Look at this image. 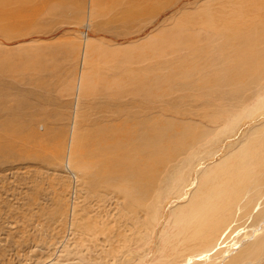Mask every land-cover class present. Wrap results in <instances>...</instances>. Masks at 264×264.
I'll use <instances>...</instances> for the list:
<instances>
[{
    "label": "rangeland",
    "instance_id": "rangeland-1",
    "mask_svg": "<svg viewBox=\"0 0 264 264\" xmlns=\"http://www.w3.org/2000/svg\"><path fill=\"white\" fill-rule=\"evenodd\" d=\"M131 3L137 15L123 18ZM22 9L0 21V120L15 117L0 130V264H264V0H31ZM199 30L202 40L234 37V48L223 38L208 56L218 66L185 44ZM249 55L239 74L219 58L233 66ZM171 108L193 112L194 136L205 134L201 117L223 118L222 128L193 153L152 160V192L146 178L134 187L130 172L116 179L104 150L118 152L117 129L139 112L180 120ZM246 145L262 183L228 225H187L203 178L239 175L231 165ZM240 242L256 251L227 262Z\"/></svg>",
    "mask_w": 264,
    "mask_h": 264
},
{
    "label": "bare ground",
    "instance_id": "bare-ground-1",
    "mask_svg": "<svg viewBox=\"0 0 264 264\" xmlns=\"http://www.w3.org/2000/svg\"><path fill=\"white\" fill-rule=\"evenodd\" d=\"M29 1L31 0H0V21L4 20L5 17L7 18L10 17L11 15H16V16L21 15L23 12V9H22L23 5H25V3H28ZM105 1L106 0H96L97 7L99 8L100 6H102V4ZM13 3H20V6L18 8H11ZM64 3H62L61 6L66 5ZM133 5L134 4L131 3L124 10L123 18H126V17L132 18L137 15L139 10L138 11L131 10L134 7ZM187 36H188V40H187V43L185 44L191 46V51L195 54L196 57H200V62L204 61V64L208 63L212 66H218L220 64L219 59L215 60V58L208 57V56L211 55L212 50L214 48H218L222 45L223 38L225 39V42L227 43V45H229V47L234 48V37L233 36L231 37L232 39H230V36H225L224 34L222 36L217 35L218 36L217 40H214V39L212 40V37H215L212 34V35H205L204 36L205 39L202 40L201 30H199V32L195 33L194 35L189 34ZM180 40L181 42H183L182 38H180ZM84 48H85V52H87L88 51L87 47L84 46ZM251 55H249L246 58L236 61V63L233 66H231L230 62H226L228 61V59L232 58V55L227 56L228 59H222L224 58L222 56L219 58L223 62L221 63L223 64L222 66L223 67L226 66L224 68L225 70H227V67L228 68L233 67V69H236L239 74L241 71H243L246 68L247 64L250 61ZM189 56L191 55L189 54L188 58H190ZM225 62L227 65L225 64ZM223 77H224L223 83L229 84L228 74L223 73ZM81 81H80V84H81ZM170 110L175 115V117L172 116V118H179V117H182V118H179L180 120L164 119L163 118L164 114L163 116L162 114L159 116L158 115L154 116L153 111L152 112L150 111L139 112V114L136 113L134 115L135 118H137V116L139 115L140 119L138 121H133L131 125L129 126H125V127L123 126L117 129L118 135H121L123 138L114 136V140H111L110 143L115 144V148L117 149L118 152L114 153L113 150H109V149L104 150L105 153H113L109 162L113 163V165H116L118 167V174L116 176V179H118V176H120V172L123 171L124 173L123 175L125 176V178L129 176V172H130L132 175L131 182L134 187L136 185H139L142 178H146L151 184V192H152V186L156 180L155 170H159L160 168V166L151 168V166L149 165L151 164L152 160H159L156 162H161V161L172 162V161H175L177 158H179L182 154H185V153L190 154V153L195 152L196 146L206 143L205 142L206 139L208 140L211 133L213 131L218 130L220 125L223 122V118L209 119V116H208V121H204V119H202L201 117L202 114L198 113L199 117H201L198 120V123L199 125L206 127L205 134L203 135L201 134L200 136H194L193 133L190 131L193 126L192 127L189 126V125L197 126L196 125L197 120H192L193 117L191 115L193 114V112L190 110L185 111V110H181L177 108H171ZM125 111H130V110L126 109ZM123 112H124L123 110L116 112V115L112 121H115L117 115L120 116L123 114ZM185 115L187 116L188 120L183 119ZM14 120H15V117L13 115H10L5 120H0V130L7 129L9 122H15ZM112 125H115V124H112ZM176 126L181 129H177ZM221 128L222 127H220V129ZM127 129H129L128 132L126 131ZM131 129L134 132V136L130 134ZM137 131L140 132L139 135H137ZM98 134L103 136L104 135L103 130L98 131ZM125 134H128V135H125ZM128 136L130 137V139L128 138ZM159 142H162L164 144L160 148V152L152 153V149ZM252 146L253 145L248 147V145H246L242 147L237 153H235L234 157L237 160L235 163L231 165V168L235 171H240L239 175L233 176L230 174H226L225 178L223 177V178L218 179L219 175H216V174L211 175L208 173L206 174L205 178H203L201 182L200 189H198L199 192L197 193L196 197L192 200L188 211L187 212L185 211L184 213V216L187 217V219L189 220L187 225H189L190 227L192 226L201 227L202 229H204L202 230V232L209 231L208 233H210L211 231H213L216 225L220 227L221 225L227 223L229 219V212L236 214V208L234 206L240 203L241 199L244 197L245 194H247L248 192H251L250 190L251 188L257 187L259 184L262 183L259 181L260 171L256 174L255 172H253L254 167H257L256 164L254 165V163L251 162L254 156L250 152L248 153L246 151L248 148H251ZM122 148L124 150H122ZM173 148H175L174 156L173 155H167V156L162 155L165 151L173 149ZM132 150H135V154L131 152ZM124 151L128 153L127 156H125L126 154ZM119 153H121L122 155H120ZM96 160L98 161V159ZM232 160L233 158H230L226 166H229ZM99 162L100 163L98 164L100 165H106L102 163L100 159H99ZM103 162H106V160H103ZM146 166H149V168H146ZM260 168H262V166ZM135 169H136L137 174L134 173ZM222 176H225V175H222ZM148 191H149V188H139V194L142 196L148 194ZM226 230L227 229H225L223 233H225ZM258 230H260V228H257L256 230L257 232H254L250 239H253V237L255 236L254 240H256V237H257L256 235L259 233ZM258 238L260 240H257L256 244L257 245L264 244V236H259ZM247 239H244V242H246ZM234 244H232V246ZM216 246L215 248L217 249H220L222 247H227L226 245L219 246V247L218 246L216 247ZM242 246L243 244L242 242H240V245H238L237 250H239ZM215 248L211 252L215 251ZM255 251L256 249H251V248H247L244 246L237 253L238 255L236 258H234L233 257L234 255H233L231 256L233 258H230V260H228L227 262H230L231 260L232 262H237L241 258H243V256L244 257L250 256ZM204 256L205 255H203L202 257L198 259H201ZM224 256H225V253H224Z\"/></svg>",
    "mask_w": 264,
    "mask_h": 264
}]
</instances>
